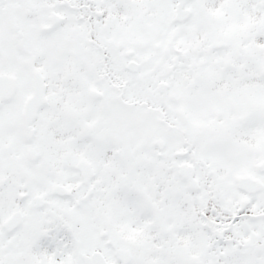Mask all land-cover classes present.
Here are the masks:
<instances>
[{
    "label": "snow or ice",
    "instance_id": "1",
    "mask_svg": "<svg viewBox=\"0 0 264 264\" xmlns=\"http://www.w3.org/2000/svg\"><path fill=\"white\" fill-rule=\"evenodd\" d=\"M0 264H264V0H0Z\"/></svg>",
    "mask_w": 264,
    "mask_h": 264
}]
</instances>
